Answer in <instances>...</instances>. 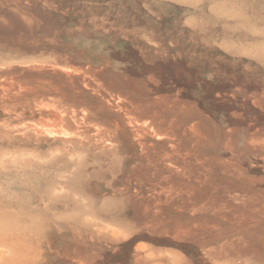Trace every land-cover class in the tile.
<instances>
[{
	"label": "rangeland",
	"instance_id": "obj_1",
	"mask_svg": "<svg viewBox=\"0 0 264 264\" xmlns=\"http://www.w3.org/2000/svg\"><path fill=\"white\" fill-rule=\"evenodd\" d=\"M0 264H264V0H0Z\"/></svg>",
	"mask_w": 264,
	"mask_h": 264
}]
</instances>
